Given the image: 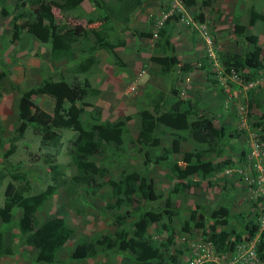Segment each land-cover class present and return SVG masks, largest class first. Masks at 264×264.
Listing matches in <instances>:
<instances>
[{
	"label": "rangeland",
	"instance_id": "374dc122",
	"mask_svg": "<svg viewBox=\"0 0 264 264\" xmlns=\"http://www.w3.org/2000/svg\"><path fill=\"white\" fill-rule=\"evenodd\" d=\"M202 1L196 0L195 6H185L181 0H142L140 9L132 13L129 30L123 33L120 30L121 24L110 22V29L107 31L110 40L117 37L126 42L124 46L116 48L124 66L115 65L112 57L103 49H97V65L88 72H74L77 62L66 59L57 62V67L62 69L57 76L62 75L70 83L73 79L82 82L88 77L93 87L99 89V94L86 99L91 102L87 110L94 117L99 116L100 121L115 120L122 115H131L132 118L128 121L129 134L123 149L116 153L109 151L105 157H93L106 170L105 176L97 177L101 186L98 189L96 186L76 187L79 190L74 193L69 180L76 170L67 150L75 132L57 128L62 138L56 159L61 164L62 174L56 193L46 200L37 217L39 221L55 216L63 217L74 233L57 252L56 260L50 264H60L62 260L70 264H123L122 257L125 253L118 250L99 252L97 246L98 252L84 259H71L70 253L80 238L95 243L105 236L113 238L116 229L121 228L117 215H124V220L120 221L123 228L131 232V223L137 219L135 213L139 206L144 210L154 211L164 207L168 190L179 180L168 162H155L156 150L152 152L149 147L135 140L128 141V137L136 138L137 121L133 116L138 108L142 105L151 108L149 101L159 93L188 100L198 108L199 113L210 117L217 127L229 126L232 134L222 144L224 151L221 155L216 154L218 146L203 159L211 160L214 167L225 159H230L233 164L206 179L191 174L181 180L196 184L191 185L185 193L172 197L171 209L174 214L171 224L174 227V238L165 253L170 255L178 250L179 257L190 258L207 251L213 257L227 255L226 261H230L235 259L233 256L237 259L247 257L251 251L256 257L254 264H264L257 255L259 234L264 226V117L263 109L254 104L250 106L249 103L250 98L254 100L255 97L264 102V69L257 79L250 82L245 78L246 69L235 70L230 67L226 70L222 61L223 55L229 52L244 53L249 50L248 41L234 32L235 19L238 17L239 22L245 24L251 8L264 14V0H208L210 4L207 6L202 5ZM81 5V10L77 13L61 12L53 6L56 22L67 26L75 23L85 27L98 25L99 22H88V19L96 18L100 13L93 0H84ZM2 7L8 11V15L1 14ZM24 10L27 9L20 7V0H4L0 4V74L4 73L0 78V122L5 129L4 146L0 149V172H4L9 164L19 163L20 170L27 172L29 186L5 176L0 181V207L5 203L4 191L9 181L24 194H34L52 183L49 166L43 160L46 150L40 146L39 135L31 127L17 142L15 152L8 158L3 157V152L9 146L8 140L14 135L13 131L18 125L19 96L11 83L25 88L34 86L38 80L36 72L33 73L30 68L25 79L22 78V67H26L30 52L21 45L28 38L30 30H12V16ZM167 17L171 19L172 31L169 37L174 51L155 48V35L148 38L133 33L134 30L156 32ZM15 21L17 24L22 23L25 17H19ZM247 29L248 34L258 35V53L264 60V23L257 21ZM16 33L19 38H16ZM20 46L21 52L18 50ZM36 54L39 55L38 52ZM165 54H168V61L164 62L169 66L168 72L161 71L163 63L159 60ZM186 63H190L192 68L182 71L181 67ZM35 65L30 63L31 68ZM48 70V64L41 61V77L46 76ZM33 97L39 106L52 112L53 105H49L51 97L44 94ZM175 134L185 139L180 140L179 152L168 154V157L177 163L180 171H186L188 166L183 160L184 153H194L199 146L188 132L175 129H164L161 135L162 146L167 149L172 147ZM258 148L260 154H255L258 156L249 164L246 159L250 161L249 158L254 157L250 151H257ZM158 152L163 153L160 150ZM130 171L137 172L138 179L142 175L146 176L154 199L133 197L129 202L114 204L115 199L111 197L108 181L118 179ZM246 212L249 218H257L256 227L252 225L254 234L251 236L245 232L237 242L230 235L228 243L225 242L228 250L218 251L213 240L216 235L211 232L210 225L215 224L216 219H227V229L231 231L232 226L237 227L242 222V214ZM20 215L21 210L14 208L13 218L8 223L0 216V231L13 250L11 255L0 257V264H33L34 248L27 245L19 235L17 219ZM139 222L144 225L142 221ZM220 229L217 226V232ZM147 230L157 241L167 237V232L157 223L147 226ZM230 241L235 242L231 249Z\"/></svg>",
	"mask_w": 264,
	"mask_h": 264
},
{
	"label": "trees",
	"instance_id": "16d2710c",
	"mask_svg": "<svg viewBox=\"0 0 264 264\" xmlns=\"http://www.w3.org/2000/svg\"><path fill=\"white\" fill-rule=\"evenodd\" d=\"M4 0H0V4ZM84 0H20V7L27 10L12 16V30L18 31L28 28L32 37L41 43H48L50 46L49 60L66 59L70 62H77L74 72H88L94 65H97V49L105 50L113 59L117 66H124L125 63L116 51L118 46L125 45V39L115 38L110 40L108 24H121V32L129 30V22L132 13L140 9L142 0H93L95 6L100 9L96 18L88 19V22H99L98 25L85 27L79 23L72 26L58 24L52 7L56 6L61 12L77 13L81 10V4ZM186 6H195L196 0H181ZM208 0H203L202 5H209ZM1 14L8 15V11L2 7ZM25 17V21L17 24L16 19ZM238 18V17H237ZM235 19L234 32L237 36L243 37L249 43V50L244 53L229 52L223 55V67L226 70L234 68L235 70H247L245 78L247 81H254L264 69V60L260 57L258 50V35L248 34V26H253L257 21L264 23V14L250 9L246 23ZM172 31L170 18L165 19L163 25L156 32L155 48L161 47L163 50L174 51V46L170 40L169 34ZM135 35L152 37L151 32L133 31ZM25 41V40H24ZM23 41V42H24ZM22 42V43H23ZM21 43V44H22ZM80 47L75 50V47ZM163 63L161 71L168 72L169 66L164 64L168 61V54L159 57ZM204 64V62H202ZM205 66V64H204ZM192 65L186 63L181 67L182 71L191 70ZM4 73L0 74V78ZM58 78H48L44 76L41 81L32 87L21 88L11 83L13 88L18 91L17 114L18 125L14 129V135L8 140L9 146L3 152V157L8 158L16 150L17 142L23 138L26 130L31 127L39 135L40 146L46 150L44 162L49 166L52 183L45 189L34 194H24L17 190L12 181L24 182L29 186L27 172L20 170L19 163L9 164L4 172H0V181L9 176V181L5 187V203L0 207V216L6 223L13 218V209L21 210V215L17 219L19 235L24 242L34 248L33 264H50L56 260L57 252L72 237L74 230L66 223L63 217L55 216L44 221H39L38 211L42 208L46 200L56 193V187L62 174L61 164L57 162V154L61 147L62 134L57 130L71 129L75 132V137L71 141V146L67 153L71 164L75 167V173L69 180V184L74 187L72 193L79 190L76 187L88 188L101 185L97 182V177H103L106 174L105 167L98 165L93 157H105L109 151L116 153L122 150L129 134L128 121L131 115H122L115 120L100 121V117H94L93 113L87 110L91 106L89 100L93 95L99 94V89L94 88L88 77L84 81L77 80L68 82L65 77L58 75ZM45 94L54 99L53 111L49 113L37 104L33 96ZM251 94V93H250ZM259 96V95H258ZM149 103L152 107L142 105L133 116L137 121L136 138L128 137V141L138 142L149 147L154 153L155 162H168L172 172L179 180L174 183L167 192V198L164 207L161 210H144L139 206L136 210L137 219L131 223V232L123 228L124 215H117L119 226L113 238L105 236L102 240L95 243L86 238H80L73 251L70 253L71 259H84L94 256L98 250L124 252L122 257L123 264H175L180 251L175 250L167 255V251L174 238V227L171 224L173 211L171 209L172 197L185 193L195 182L185 183L183 180L191 174H195L200 179H206L212 176L216 171H220L230 166L232 161L225 159L213 166L211 160H204L206 155L214 152L216 147L219 150L216 154L221 155L224 151L222 144L226 142L228 136H232L229 126L217 127L212 119L199 113L198 108L188 100L180 97L171 98L166 94L159 93L156 98H152ZM148 103V104H149ZM252 104L263 109L264 102L261 98H250ZM147 104V105H148ZM99 113V112H97ZM86 115V116H85ZM164 129H175L186 131L199 149L191 153L186 151L183 160L187 164L186 171H180L177 163L170 160L168 154L178 153L180 150V140L183 136L175 134L172 141V147L167 149L161 144V135ZM264 131V127L262 128ZM4 126L0 122V149L3 148ZM234 131V130H233ZM158 150L163 153H159ZM111 187V197L115 199L116 205L121 202H129L133 197L154 199L151 186L147 185L145 175L138 179L135 171H130L118 179L108 181ZM25 189V186L23 187ZM227 219H216L215 224L210 225L212 233L216 237L213 239L218 251L227 249L228 237L233 236L234 241H239L243 233L254 234V228L257 225V218L248 217V212L242 214V222L232 226L228 231ZM142 221L144 223L141 224ZM157 223L167 232L164 240L157 241L148 233L147 226ZM253 225V227H252ZM217 226L220 231L217 232ZM260 243L258 247L259 256L264 261V229L261 230ZM230 241L231 247L235 243ZM99 247L96 250V247ZM12 247L7 241L4 233L0 231V257L12 254ZM178 256V257H177ZM60 264H70L62 260Z\"/></svg>",
	"mask_w": 264,
	"mask_h": 264
},
{
	"label": "crops",
	"instance_id": "0c3cea01",
	"mask_svg": "<svg viewBox=\"0 0 264 264\" xmlns=\"http://www.w3.org/2000/svg\"><path fill=\"white\" fill-rule=\"evenodd\" d=\"M82 6V5H81ZM16 38H19V35H17L16 33ZM10 46H13L12 44ZM24 49L28 48L29 49V52H30V55L28 57V62L26 63V67H22V78L25 79V74H27V71L28 69H32V72H36L37 76H38V80H37V83L35 85H37L41 79L43 77H41V74H40V63L41 61H45L47 64H48V72L46 73V77L49 76V78H57V73L59 72V70H62L60 69V67L58 68L57 67V62H62V60H65L63 58L61 59H58V60H55V61H50L49 60V50H50V46L48 43H41L39 41H37L36 39L32 38V37H28L26 38V40L23 42V44L21 45ZM21 46L19 47L18 50H20L21 52ZM40 49V50H38ZM39 53V55H37L36 53ZM30 63H33V64H36L35 66H32V68L30 67ZM1 65H4V64H1ZM32 87V86H31ZM43 95V94H41ZM39 96V95H37ZM44 96H48V95H45ZM50 97V96H49ZM34 98V97H33ZM50 103L49 105H54V101L51 97L50 99ZM49 113H52L50 111H47ZM18 123V122H17ZM4 142V140H3Z\"/></svg>",
	"mask_w": 264,
	"mask_h": 264
},
{
	"label": "built area",
	"instance_id": "2783aa9c",
	"mask_svg": "<svg viewBox=\"0 0 264 264\" xmlns=\"http://www.w3.org/2000/svg\"><path fill=\"white\" fill-rule=\"evenodd\" d=\"M257 145L258 142L256 141ZM251 154L254 157H257L258 155L255 154H260L259 148L257 151L252 150ZM264 221V219H263ZM227 255H220V256H210L208 252H204L202 254H196L190 258H184L182 256L177 258V261L175 264H205V263H211V264H254V260L256 257L254 256L253 252H249V255L247 257L243 256L241 259H237L236 256H233L235 259L226 261ZM251 260V261H249Z\"/></svg>",
	"mask_w": 264,
	"mask_h": 264
},
{
	"label": "clouds",
	"instance_id": "9594fccd",
	"mask_svg": "<svg viewBox=\"0 0 264 264\" xmlns=\"http://www.w3.org/2000/svg\"><path fill=\"white\" fill-rule=\"evenodd\" d=\"M185 6H186V5H185ZM167 18H169V17H167ZM167 18H166V19H167ZM170 20H171V19H170ZM164 21H165V20H164ZM164 21H163V23H164ZM170 22H171V21H170ZM163 23H162V25H163ZM170 24H171V23H170ZM162 25H161V26H162ZM171 25H172V24H171ZM161 26H160V27H161ZM160 27H159V28H160ZM159 28H158V29H159ZM156 32H157V31H156ZM156 32H151V33H153V34H152V37H153L154 35H155V37H156ZM152 37H148V38H152ZM156 38H157V37H156ZM156 38H155V40H156ZM170 40H171V39H170ZM44 110H45V109H44ZM45 111H46V110H45ZM52 111H53V110H52ZM2 140H3V139H2ZM3 145H4V142H3ZM7 148H8V147H7ZM251 151H252V150H251ZM251 151H250V152H251ZM254 158H255V157L249 158V159H251L250 161L246 159V161L250 164L252 160H255ZM253 162H254V161H253ZM257 167L260 168V165L257 164ZM262 176H263V175H262ZM263 179H264V178H263ZM263 229H264V226H263V228H262L261 230H263ZM259 235H260V234H259ZM259 241H260V240H259ZM257 255H258V257L261 259V261L264 262V261L262 260V258L259 256L258 251H257ZM205 264H211V263H205Z\"/></svg>",
	"mask_w": 264,
	"mask_h": 264
}]
</instances>
